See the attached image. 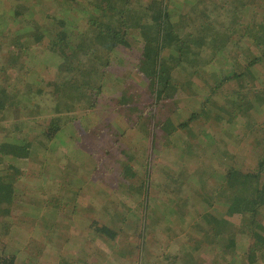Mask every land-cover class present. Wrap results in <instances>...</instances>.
<instances>
[{"label": "rangeland", "instance_id": "obj_1", "mask_svg": "<svg viewBox=\"0 0 264 264\" xmlns=\"http://www.w3.org/2000/svg\"><path fill=\"white\" fill-rule=\"evenodd\" d=\"M95 1L29 0L25 7V0H0V14L21 12V26L28 22L31 31L49 37L33 40L36 53L30 57L8 41L0 49V100L8 107L0 110V147L24 144L27 134L42 143L14 170L0 168V179L12 184L13 194L6 195L14 197L9 202L0 195L1 253L16 257V264H245L252 240L241 232L247 233L248 216L243 224L226 226L216 240L199 214L210 196L219 207L238 196L221 177L237 157L238 169L246 172L264 156V81L250 85L247 98L235 93L234 81L211 92L231 64L259 51L244 37L241 22L264 21V0H247L237 19L222 8L228 2L234 7L235 0H132L133 19L144 21V10L153 7L143 23H152L161 5L184 16L174 27L181 49L174 42L162 56L178 88L159 100L152 97L150 66L137 80L118 83L119 97H96L78 87L93 97L92 110L84 96H73L78 92L61 84L79 85L87 78L99 83L102 60L64 63L61 49L52 51L50 36L63 22L86 33ZM180 20L175 16L172 22ZM208 27L228 51L216 56ZM125 88L134 98L131 105L120 99ZM50 92L56 97L45 96ZM193 112L198 113L193 127H177ZM55 119L61 130L47 139L42 134ZM155 120L159 126L150 125ZM96 223L110 233L94 232ZM229 233L235 253L225 249Z\"/></svg>", "mask_w": 264, "mask_h": 264}, {"label": "trees", "instance_id": "obj_2", "mask_svg": "<svg viewBox=\"0 0 264 264\" xmlns=\"http://www.w3.org/2000/svg\"><path fill=\"white\" fill-rule=\"evenodd\" d=\"M26 1L29 0H25V7L30 5L27 4ZM131 2L132 0H96L92 4V9L90 7L89 16L87 18L88 30L86 33L84 31H77L63 22L58 33L50 36L52 39V42H50L52 51H54L56 47L60 48L61 51L59 54L63 56V58H66L64 63L76 59L78 63L82 64V58L85 57L90 59L99 58L102 60L104 75L103 79L100 78L99 83L92 82L93 79L89 77L90 79L87 78L79 85H73L71 81L61 84L65 86L69 84L72 89L78 92V94L73 96H84L83 99H85L86 102L89 101L90 108L95 106V102H92L93 97H86V94L78 90V87L86 91L89 90V92L94 91L96 97L100 95L104 97L107 95L111 98L119 97V89H117L118 83L137 80L140 76L144 75L150 66L153 68V74L146 72V75L153 83L152 97H157L156 99L159 100L168 89H173L174 87L178 88V86L172 85L170 69L164 62L166 60L162 56H164L166 50L172 47L174 42L179 49H181V44H183V42L179 39L178 35L174 33V27L176 24H182L184 16H182V14L180 15L179 12H176L174 15V13L169 12L167 8L161 5L155 15L152 16V23L145 22V24L143 22L149 18L147 13L150 12L153 7L144 10L146 11L144 14L146 18L142 17L144 21L141 19H133V14L130 10L132 7ZM235 2L236 5L234 7V4L228 2L222 8H228V12L230 13L234 11L233 16L237 19V16L240 15L241 12L246 11L249 3H247V0H235ZM197 7H195L194 11L199 10ZM200 11L204 14L203 16H206L205 11ZM254 12L257 14V11L254 10ZM262 12L264 16V9H262ZM175 16L180 17L181 20L180 22H174V24L172 19ZM23 18L24 15L16 11L9 10L0 14V49L5 45L6 41H8L10 45L20 47V51L23 55L30 57L31 53H36V51L32 49L33 45H31L34 43L33 40L40 41L48 39L49 37H47L48 35L46 33H42L37 29L31 31L28 28V22L25 23L26 26H21L20 24L23 23L21 22ZM26 20L28 21V19ZM241 24H243L242 28L243 32H245L244 37L251 38L254 45L259 48V51L256 52L252 49L244 58V63L235 62L231 64L232 68H230L228 73L223 77V81L218 82L215 88L211 90L212 93H216L223 86L224 82L231 83L234 81L236 83L235 93L238 96L245 94L247 98V95L251 91L249 86L251 85V87H253L252 85H254L255 87H259L258 81H264V73H261V71L257 69V66H261L264 69V21L260 22L258 25H249L248 23L244 24L242 22ZM254 29L259 32L256 36L253 35ZM205 30L212 34V29L210 27ZM24 31L26 34L25 36H23ZM89 33H92L93 36H91V34L89 35ZM74 39H79L76 44L72 43ZM40 42L36 41V43ZM45 42L47 41L45 40ZM130 42H132V44H130ZM210 43L216 47V50H219L216 56L228 51L227 47H225L226 44L222 46L221 43L217 41L215 34H212V41H210ZM72 70L75 71L74 68L69 69V71ZM85 71L84 75H86ZM40 96H43V93H39L38 97ZM45 96L53 98L55 94L54 92H50ZM120 96L122 102L125 101L130 105L131 101L134 99H129L130 92L128 88H125L124 95L120 94ZM5 107H7V105L0 100V110L3 111ZM153 107L157 108L158 106L155 107L153 103ZM58 108L62 109L63 107L60 105ZM96 109L97 108L94 107L92 110ZM197 114L198 113L193 112L186 119L187 121L180 122L177 127H193L197 119ZM159 121L160 120H155L150 123V125L159 126ZM51 124L50 127L46 128V132H43V134L41 133L47 139H52L55 134L61 130L60 119H55L54 124L53 122H51ZM41 144L40 141H37V136L34 140L27 134L25 135L24 144L1 146L0 168L2 170H14L20 158L29 159L33 157V155L37 153L36 147L42 146ZM239 160V157H237L235 162L228 167L226 173H223L221 176L226 186L236 188L238 196H236L233 201L230 200L229 203L224 205L221 204L224 207H219L215 205L218 201L217 198L209 195L210 197H208L205 202L206 210L199 214V218L202 219L200 222H205L210 228V236L214 235L217 240L227 231L225 230L226 226H232L235 223L243 224V217L248 216L247 222H249V224L247 225V233L244 230L241 232L242 234L248 235V238L252 240V245L246 253L245 264H263L264 156L258 161L259 165L255 170L246 172L238 169L237 163ZM80 166L89 167V165ZM129 172H131L130 167L125 165V176H128ZM7 183L8 182L4 179H0V195L4 198L6 197L7 200L11 202L13 195H6V193L9 192V194H13L10 189L12 184ZM218 212H221V214ZM241 218L242 222L240 221ZM97 226V223L92 226L94 232L102 228V234L110 233L105 227ZM236 247L235 238L229 233L225 249H229L235 253L234 250ZM0 264H16V257L6 255L5 252L1 253L0 250Z\"/></svg>", "mask_w": 264, "mask_h": 264}, {"label": "crops", "instance_id": "obj_3", "mask_svg": "<svg viewBox=\"0 0 264 264\" xmlns=\"http://www.w3.org/2000/svg\"><path fill=\"white\" fill-rule=\"evenodd\" d=\"M12 201H14V197L12 196ZM24 215V214H23Z\"/></svg>", "mask_w": 264, "mask_h": 264}]
</instances>
